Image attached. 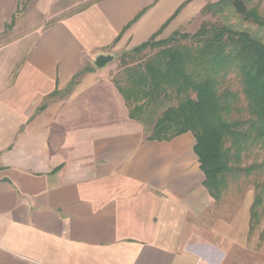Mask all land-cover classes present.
Returning <instances> with one entry per match:
<instances>
[{
	"label": "crops",
	"instance_id": "crops-1",
	"mask_svg": "<svg viewBox=\"0 0 264 264\" xmlns=\"http://www.w3.org/2000/svg\"><path fill=\"white\" fill-rule=\"evenodd\" d=\"M215 1L0 0V264H264L250 208L228 218L203 186L193 135L146 140L93 64Z\"/></svg>",
	"mask_w": 264,
	"mask_h": 264
},
{
	"label": "trees",
	"instance_id": "trees-1",
	"mask_svg": "<svg viewBox=\"0 0 264 264\" xmlns=\"http://www.w3.org/2000/svg\"><path fill=\"white\" fill-rule=\"evenodd\" d=\"M263 2L216 0L202 13L217 24L158 39L178 10L148 41L121 56V71L112 78L146 140L193 135L203 186L216 203L229 181L264 169L238 166L252 146L264 154ZM147 51L155 52L145 56ZM262 202L261 193L254 196L249 232L259 223Z\"/></svg>",
	"mask_w": 264,
	"mask_h": 264
},
{
	"label": "rangeland",
	"instance_id": "rangeland-1",
	"mask_svg": "<svg viewBox=\"0 0 264 264\" xmlns=\"http://www.w3.org/2000/svg\"><path fill=\"white\" fill-rule=\"evenodd\" d=\"M259 10L262 13L264 12V2L260 5ZM198 20L200 25L198 24L194 28H184L178 32L193 33L197 31L203 23H218L217 18L204 13L201 14V17ZM125 52L115 54L116 59L109 64L111 68L110 76L112 78L117 77L120 73L121 66L119 59ZM153 52L155 51H147L145 56H148ZM230 85L233 89L237 88V84L234 79H232ZM257 147L258 146H252L250 150L243 152L238 166H264V154ZM258 193H261L263 200L261 207L262 216L259 217V223L252 229L251 232L248 233L247 248L252 252L250 254H255L256 256H260L264 259V169L263 171H254V173L250 176H240L237 177V179L229 181L228 188L223 194L218 205L222 208V211L228 218L241 211H244L246 214L248 208H250L253 202L254 196Z\"/></svg>",
	"mask_w": 264,
	"mask_h": 264
},
{
	"label": "water",
	"instance_id": "water-1",
	"mask_svg": "<svg viewBox=\"0 0 264 264\" xmlns=\"http://www.w3.org/2000/svg\"><path fill=\"white\" fill-rule=\"evenodd\" d=\"M115 59L114 55H104V54H100L98 55L93 64L96 68L100 69L105 67L107 64L111 63L113 60Z\"/></svg>",
	"mask_w": 264,
	"mask_h": 264
}]
</instances>
